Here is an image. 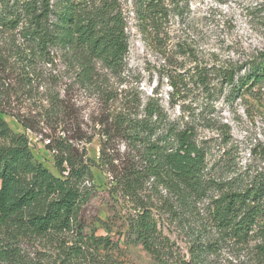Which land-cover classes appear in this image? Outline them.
<instances>
[{"label": "rangeland", "instance_id": "374dc122", "mask_svg": "<svg viewBox=\"0 0 264 264\" xmlns=\"http://www.w3.org/2000/svg\"><path fill=\"white\" fill-rule=\"evenodd\" d=\"M135 1L120 0L129 32L124 69L114 75L98 66L101 88L117 101L127 95L143 105L152 98L171 120L192 126L207 150L211 174L223 165L218 174L241 175L244 184L264 176V95L234 97L210 77L215 89L208 96L197 76L199 70L243 66L264 50V0H179L181 10L170 15L168 35L157 44L153 32L140 33ZM17 36L0 31L1 117L14 134L27 138L35 161L53 175H60L56 162L68 154L92 174L83 182L93 190L82 211L84 233L105 241H86L79 259L70 264H264V221L240 243L216 233L207 201L173 215L167 211L171 196L163 187H156L155 194L145 185L139 200L125 195L119 179L136 166V152L123 139L104 135L106 121L111 123L119 112L118 103L106 104L94 88L78 86L75 71L59 58L39 64L23 87L12 62L5 63ZM170 76L177 78L175 88ZM142 202L162 234L161 246L153 252L132 244L126 233L127 218ZM4 241L18 251L20 262L29 264H67L64 251L72 252L67 248L74 246L71 235L35 238L4 231Z\"/></svg>", "mask_w": 264, "mask_h": 264}, {"label": "trees", "instance_id": "16d2710c", "mask_svg": "<svg viewBox=\"0 0 264 264\" xmlns=\"http://www.w3.org/2000/svg\"><path fill=\"white\" fill-rule=\"evenodd\" d=\"M176 10H181L179 0H137L133 14L140 33L153 32L157 44L167 37L165 27ZM0 31L18 35L9 46L11 59L5 63L12 62L23 87L29 85L39 64H52L59 58L75 71L78 86L94 88L106 104L118 103L119 112L111 123L106 121L104 135L123 139L136 152V166L125 169L119 179L125 195L139 200L138 191L145 185L155 194L156 187H163L171 196L167 211L173 215L207 201L216 233L240 243L261 227L264 176L244 184L241 175L228 171L224 174L232 177L225 178L218 174L223 165L211 174L207 150L197 141L192 126L171 120L152 98L143 105L127 95L117 101L101 88L97 67L114 75L121 72L129 50L127 15L120 0H2ZM198 72V84L208 96L215 89L210 77L220 88L228 87L234 97L264 95V50L243 66ZM169 79L175 88L177 78ZM3 97L0 92V107ZM56 167L59 176L36 162L27 138L14 134L0 115V263L29 264L20 262L18 251L5 243L4 231L25 232L35 238L71 235L74 246L67 249L72 252L64 251L67 264L79 259L86 241H105L84 233L82 211L93 193L83 186L84 180L92 179L89 167L69 154ZM126 221L132 244L147 252L161 246L162 234L149 206L143 203Z\"/></svg>", "mask_w": 264, "mask_h": 264}]
</instances>
